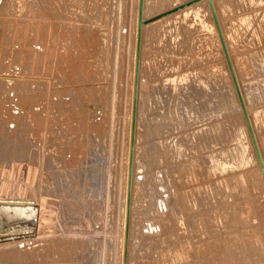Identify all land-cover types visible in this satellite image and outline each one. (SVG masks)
Returning a JSON list of instances; mask_svg holds the SVG:
<instances>
[{
	"label": "rangeland",
	"instance_id": "rangeland-1",
	"mask_svg": "<svg viewBox=\"0 0 264 264\" xmlns=\"http://www.w3.org/2000/svg\"><path fill=\"white\" fill-rule=\"evenodd\" d=\"M148 1L143 21L192 0ZM216 3L249 111L263 119L255 121L263 156L264 0ZM22 5L15 44L0 52V80L11 81L0 91V205L19 207L15 232L35 235L0 250L42 249L38 261L18 264H264V175L232 103L209 4L199 19L181 10L143 26L139 61L140 0ZM235 130L248 133L247 163L236 167L228 153L229 170L209 175L210 157L236 148ZM178 163L195 175L180 176ZM194 183L195 205L183 199Z\"/></svg>",
	"mask_w": 264,
	"mask_h": 264
},
{
	"label": "bare ground",
	"instance_id": "bare-ground-1",
	"mask_svg": "<svg viewBox=\"0 0 264 264\" xmlns=\"http://www.w3.org/2000/svg\"><path fill=\"white\" fill-rule=\"evenodd\" d=\"M12 0H0V31L2 32L0 35V41L2 40V43L0 44V52L1 51H3V49H4V47L6 46L5 44L6 43H12V45H14L15 43V41H16V36H17V34L19 33L18 31H17V29L18 28H16L17 26L16 25H14V24H16V20L13 18V16H14V14H15V12H17V11H20V9L22 8V2H23V0H13L12 1V3H11V5H10V2H11ZM183 1H185V0H183ZM189 1V0H188ZM147 2V3H146ZM178 2H181V1H179L178 0ZM249 2V1H248ZM186 3H188V2H186ZM199 4H201V5H199V6H197V7H194V8H191V7H188V8H186V9H184V10H182L180 13H178L177 15L179 16V15H184L186 18L187 17H189L190 15V13H192V14H194V18L195 19H199L200 17H201V9L203 8V5L202 4H206V6L209 4V2H208V0H205V2H203V3H199ZM213 4H214V6H215V10H216V13H217V16H218V12H217V8H216V5H217V3H216V0H213ZM145 5H146V8H148V9H151L152 8V5L150 4V2L148 1V0H145ZM178 5V4H177ZM179 6V5H178ZM177 6V7H178ZM209 7H210V5H209ZM176 8V7H175ZM172 10H173V8H172ZM158 16V15H157ZM155 17V16H154ZM149 20V19H148ZM183 20H186V19H183ZM162 21L159 19V20H157V21H154V22H152V23H149L147 26H149V25H154V24H162L161 23ZM61 24V23H60ZM16 26V27H15ZM221 29H222V26H221ZM19 30V29H18ZM22 31V28L20 29V32ZM23 32V31H22ZM222 32H223V30H222ZM224 35V34H223ZM20 37V36H19ZM218 38H219V35H218ZM224 38H225V35H224ZM219 40H220V38H219ZM225 42H226V39H225ZM220 43H221V40H220ZM58 45V44H57ZM226 45H227V48L229 47L228 46V42H226ZM59 48H60V46H59ZM57 49H58V47H57ZM59 50V49H58ZM229 51V50H228ZM240 55H242V56H240V57H243V54H240ZM238 56V55H237ZM245 56V55H244ZM230 57H231V55H230ZM139 58H140V56L138 57V61H139ZM244 58H246V57H244ZM235 59H237V58H235ZM238 59H239V57H238ZM260 59V58H259ZM231 60H232V63H233V67H234V70H235V73H236V75H237V79H238V82H239V86H240V88H241V92H242V95H243V98H244V101H245V104H246V107H247V105H248V100L246 99V95L244 94V92H243V89H242V85H241V79H239V76L241 75V73L239 74V70L242 68L241 67V65H240V69H238L239 67H237L236 66V61L234 60V58H233V56L231 57ZM246 61L245 62H247V60H248V58H246L245 59ZM239 61V60H238ZM237 61V62H238ZM243 61L244 60H242V63H243ZM240 62H241V60L238 62L239 64H240ZM244 62V63H245ZM237 63V64H238ZM264 63V62H263ZM138 64H139V62H138ZM262 64V63H261ZM248 65V64H247ZM246 65V66H247ZM251 66H252V64H251ZM249 67V65L247 66V68ZM259 67V66H258ZM252 68V67H251ZM260 68V67H259ZM250 69V68H249ZM139 70H140V68H139ZM246 70H248V69H246ZM245 70V71H246ZM252 70V69H251ZM251 70H249L250 72H248L247 71V73L249 74V73H251ZM243 71V70H242ZM241 71V72H242ZM261 71H262V69H260V73H261ZM255 72H256V70H255ZM258 72V71H257ZM263 73V72H262ZM250 75V74H249ZM258 75V74H257ZM245 76H246V74H245ZM251 76V75H250ZM253 76H254V74H253ZM3 77H6V78H8V76H3ZM248 77V76H247ZM255 77V76H254ZM243 78L245 79V77L243 76ZM242 78V79H243ZM249 78V77H248ZM247 79V78H246ZM6 80H10V79H6ZM5 81V80H4ZM254 81V80H253ZM11 84V81H8L7 82V84L5 85V82H3L2 80H0V91H4L5 90V86H7V85H10ZM205 84V83H204ZM261 91V90H260ZM256 93H257V91H256ZM262 93V92H261ZM231 94H232V103L234 104L233 106H234V108H238V104H239V101L237 100V92H236V89H231ZM252 95H254V94H252ZM221 96L223 97V99H225L226 97V95L224 94V93H222L221 92ZM255 96V95H254ZM231 97V96H230ZM250 97V96H249ZM258 97V96H257ZM254 98V97H253ZM256 98V97H255ZM259 98H261V97H259ZM257 99V98H256ZM227 100V99H226ZM251 100H252V98H251ZM228 101V100H227ZM255 103H257V102H255ZM224 104V103H223ZM249 105H251V103L249 104ZM249 105H248V107H247V110H248V113H249V117H250V121H251V124H252V127H253V130H254V133H255V137H256V140H257V133H258V124H257V127H256V122H257V120L258 119H260V117L258 116V114L255 116V118L256 119H254L253 118V115H252V111L254 110L253 108V110L252 111H249ZM253 106V105H252ZM260 106V105H259ZM230 107V106H229ZM255 107V106H254ZM257 107H258V103H257ZM261 107V106H260ZM226 108V107H225ZM227 109V108H226ZM259 109H262V108H259ZM210 110V109H209ZM251 110V109H250ZM257 110V109H256ZM256 110H254V111H256ZM263 110V109H262ZM226 111H231L230 109H227ZM254 111H253V113H254ZM261 111V110H260ZM259 111V112H260ZM6 112V111H5ZM263 112V111H262ZM256 113V112H255ZM261 113V112H260ZM260 115V114H259ZM262 115V114H261ZM169 117V116H168ZM256 121V122H255ZM262 122L263 121V119H260L259 121H258V123L259 122ZM181 123V122H180ZM228 124V123H227ZM173 125V124H172ZM264 125V124H263ZM244 127H245V125H243ZM31 127L32 128H37L36 126H35V124H29V127L27 128L28 130H30L31 129ZM221 128V127H220ZM257 128V129H256ZM260 128H261V126H260ZM207 129V128H206ZM240 129V128H239ZM242 129V128H241ZM205 130V129H204ZM256 130H257V132H256ZM263 130V129H262ZM235 131H237L236 133H235V141L237 142V145H236V148L235 149H233V151L231 150L230 152L228 151V150H225L224 148L223 149H218L219 150V152L217 151V153H219V155H221V159H214V157L213 156H211L210 157V160L212 161V164H211V167H210V169H209V175H215L217 172H222V173H224V172H227L228 170H229V167H228V161L227 160H225V158L227 159V157H228V153H232L233 154V156H232V159H233V164H235V166L236 167H241L242 166V164L243 163H247V158H246V156H245V152H246V146H250L249 145V142L248 143H246V146H245V140L246 141H248V133L246 132V131H244V130H241V131H239L238 132V130H235ZM226 132V131H225ZM224 132V133H225ZM259 132H261V131H259ZM197 133V132H196ZM262 133V132H261ZM201 134V133H200ZM199 134V135H200ZM208 134H210V133H208ZM207 134V135H208ZM194 135V134H193ZM192 135V136H193ZM221 135H223V134H221ZM259 135V134H258ZM184 136V135H183ZM192 136H191V138H192ZM231 136H232V134H231ZM244 136V137H243ZM187 137V136H186ZM186 137H184V138H186ZM198 137V136H197ZM189 138H190V136H189ZM188 139V138H187ZM187 139H185L186 140V142H187ZM185 140H184V142H185ZM192 140V139H191ZM227 140V139H226ZM223 142V141H222ZM183 143V142H182ZM257 143H258V141H257ZM166 144V143H165ZM164 144V145H165ZM181 144V143H180ZM184 144V143H183ZM196 144V143H195ZM248 144V145H247ZM187 145H188V143H187ZM194 145V144H193ZM217 145V144H216ZM181 146H186V145H181ZM191 146V145H190ZM258 146H259V150H260V153L262 152L261 151V146H260V144L258 143ZM208 147V146H207ZM174 150V149H173ZM176 150V149H175ZM174 150V151H175ZM194 150V149H193ZM200 150V149H199ZM189 151V150H188ZM173 152V151H172ZM132 153H133V147H132ZM157 153V152H156ZM156 153H155V156H156ZM174 153V152H173ZM172 153V154H173ZM182 153V152H181ZM171 154V155H172ZM263 154V153H262ZM261 154V155H262ZM154 156V157H155ZM175 156V155H174ZM264 156V155H263ZM263 156H262V159H263ZM159 156H156V160L154 159L153 161H156V163H157V158H158ZM219 157V156H218ZM176 158V157H175ZM152 159H153V157H152ZM191 159V158H190ZM160 159L158 158V161H159ZM198 160V159H197ZM201 160V159H200ZM203 162V161H202ZM205 162V161H204ZM264 162V161H263ZM153 164H155V162H152ZM182 163H183V161H182ZM192 163V162H191ZM158 164V163H157ZM178 164H180V163H178ZM178 164H177V168L179 167L178 166ZM204 164V163H203ZM159 165V164H158ZM157 165V166H158ZM184 165V166H183ZM182 166H181V164H180V166H181V168L182 167H185V163L183 164ZM188 165V164H187ZM207 165V164H206ZM196 166V165H195ZM201 166H203L202 165V163H201ZM200 166V167H201ZM188 167V166H187ZM187 167H185V168H183L182 169V172H180L179 170H180V168H179V170L177 169V171L176 172H179L180 173V176H181V173L183 174V171H188V169L190 168H188V169H186ZM193 168H194V166L192 167V168H190L189 169V172H192L193 171ZM208 168V167H207ZM186 169V170H185ZM208 170V169H207ZM199 172V170L197 171V173ZM185 173V172H184ZM193 173V175H195L194 174V171L192 172ZM191 173V174H192ZM196 173V176H199L198 174ZM186 174V173H185ZM187 174H189V173H187ZM256 174H258V175H260L259 174V171H258V169L256 170ZM179 175V174H178ZM184 175V174H183ZM255 175V174H254ZM188 176V175H187ZM200 176H201V174H200ZM199 176V177H200ZM179 177V176H178ZM184 177V176H183ZM198 177V178H199ZM244 173H243V171L242 172H240L239 174H237V177H236V179L238 180V181H241L242 183H244L245 181H244ZM262 177V176H261ZM180 178V180H181V178L182 177H179ZM194 178V177H193ZM198 178H197V180H198ZM184 179H188L187 177L185 178L184 177ZM190 179V178H189ZM188 179V180H189ZM201 180V179H200ZM200 180H198V181H200ZM182 182V181H181ZM180 182V183H181ZM184 182V181H183ZM186 183V182H185ZM189 183V182H188ZM188 183H186V184H188ZM182 184V183H181ZM190 184H192L191 182H190ZM195 184V183H194ZM197 184V183H196ZM195 184V186H196V188L195 189H192L193 190V192H190V193H185V190H184V192H183V199H184V201L186 202V203H188V204H194L195 205V192L196 191H201V187H198L200 184H202V183H198V186ZM193 185V184H192ZM204 185V184H203ZM205 185H206V183H205ZM182 186V185H181ZM180 186V187H181ZM183 186H184V183H183ZM185 186H187V185H185ZM195 186H193V188L195 187ZM189 187V189H190V187L192 188V186H188ZM203 187V186H202ZM205 187V186H204ZM183 188V187H182ZM185 188V187H184ZM209 189V188H208ZM188 190V189H187ZM25 213V212H24ZM29 215H30V213H29ZM25 215L23 214V212H22V210L19 208V207H17V206H12V205H0V249L2 248H6L5 246H13V245H16V244H25L27 241H30V240H32L33 239V237H34V235L35 234H33V233H16L15 231H18V230H21L22 229V227H20V226H18L19 225V220L22 218V217H24ZM15 232V233H14ZM254 240H255V242H257V243H259L260 242V240H259V238L257 237V236H255V238H253ZM24 246H26V244L24 245ZM38 247V246H37ZM10 248V247H9ZM16 248V247H15ZM17 248H18V246H17ZM45 248V247H44ZM19 249H20V247H19ZM18 249V250H19ZM26 249V248H25ZM24 249V250H25ZM33 249V248H32ZM41 249V248H40ZM9 250H11V249H9ZM14 250V249H13ZM21 250V249H20ZM8 251V250H0V264H8V262H9V264H12V263H14V264H16V262H17V264L20 262V263H24V261H26V260H29V259H31V260H36L37 259V261L39 260L38 258H42L44 255H43V252H42V249L38 252V250H39V248H38V250H36V251H34V249H33V251H31V252H29L28 251V253H25L23 250H21V251ZM26 251V250H25ZM38 252V253H37ZM180 258L182 257V255H181V253H179V255H178ZM30 260V261H31ZM6 262V263H5ZM36 262V261H35Z\"/></svg>",
	"mask_w": 264,
	"mask_h": 264
},
{
	"label": "water",
	"instance_id": "water-1",
	"mask_svg": "<svg viewBox=\"0 0 264 264\" xmlns=\"http://www.w3.org/2000/svg\"><path fill=\"white\" fill-rule=\"evenodd\" d=\"M144 1L145 0H140V9H139V20H140V23H139V37H138V50H139V52H138V57L140 56V48H141V41H142V28H143V26H145V25H147L149 23H152L154 21H157L159 19H162L164 17H167V16H169V15H171L173 13L181 11V10H183V9L189 7V6L197 4V3L201 2V1H204V0H192V1L188 2V3H185V4L177 7V8H174L173 10H170V11L162 13V14H160L158 16H155V17H153V18H151V19H149L147 21H143ZM208 2H209V5H210L211 13H212V16H213V20H214L217 32L219 34V38L221 40L223 51H224V54H225V57H226V60H227V64H228V67H229V70H230V73H231V76H232V80H233V83H234V86H235V89H236V92H237V95H238V99H239V102H240V105H241V108H242V111H243V115H244V118H245V121H246V125H247L248 131H249V134H250V137H251V140H252V144H253V147H254V150H255V154H256L257 160L259 162L261 171L263 172V175H264L263 159H262V156H261V153H260V150H259V146H258L256 137H255V133H254L251 121H250L249 113L247 111V107H246V104H245V101H244V98H243V95H242V92H241V88L239 86L237 75L235 73V70H234V67H233V63H232V60H231V57H230V54H229V51H228V48H227V45H226V42H225V38H224L222 29H221V25H220V22H219V19H218L216 10H215V6L213 4V0H208ZM138 76H139V64H137V80H136V82H138ZM137 93H138V85L136 86V90H135V108H134L133 134L135 132ZM133 141H134V135H133ZM132 157H133V153H132ZM132 161H131V166H130V172H132V170H133Z\"/></svg>",
	"mask_w": 264,
	"mask_h": 264
}]
</instances>
